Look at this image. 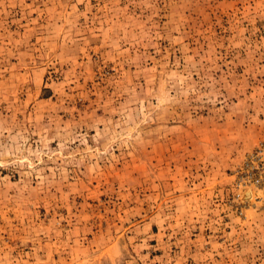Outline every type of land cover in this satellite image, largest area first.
Listing matches in <instances>:
<instances>
[{"label": "rangeland", "instance_id": "obj_1", "mask_svg": "<svg viewBox=\"0 0 264 264\" xmlns=\"http://www.w3.org/2000/svg\"><path fill=\"white\" fill-rule=\"evenodd\" d=\"M0 264H264V0H0Z\"/></svg>", "mask_w": 264, "mask_h": 264}]
</instances>
